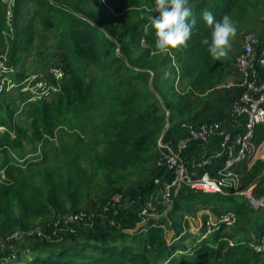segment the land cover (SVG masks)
Listing matches in <instances>:
<instances>
[{"label": "trees", "instance_id": "trees-1", "mask_svg": "<svg viewBox=\"0 0 264 264\" xmlns=\"http://www.w3.org/2000/svg\"><path fill=\"white\" fill-rule=\"evenodd\" d=\"M3 1L0 0L2 44L8 41L5 36L8 32L6 4ZM31 1L35 3V8L29 12L25 7ZM106 2L108 12L113 13L108 21L98 19L99 14L89 0H56L55 3L51 0L13 1L11 48L9 54L1 53L6 58V64L15 67L13 62L17 50L30 49L35 23L38 21L40 30L53 31L59 39L62 55L58 62L48 68H60L64 76L60 90L62 93L59 92L52 100L40 99L27 105L29 114L24 115L31 122L24 127L15 126L17 109L11 103L14 94L3 89L0 92V127H6L7 131L14 129L23 132L30 127L36 135L35 139L42 140L43 134H51L53 124L65 126L63 115L66 113L71 118L90 115V122L96 120L94 130L89 134L86 145L80 142L81 145L89 146L91 156L94 157L86 164L91 172L86 171V168L82 170L93 175L102 171L100 169L110 173L112 168L152 163L150 177L142 184L126 190L113 188L100 205L91 202L90 210L85 212L92 214L86 221L91 224L88 232H78V224H64L60 219H55L42 230L26 233L30 228L26 218L17 221L1 212L4 234L16 228L20 234H25L28 242L19 248L25 246L33 254L32 264H264V254L257 255L248 245L253 238L256 242L259 236L264 235V209H252L240 197L203 195L180 190L172 209L168 211V217L173 221L171 228L175 229L170 241H167L161 228L165 226V219H149L135 233L115 230L114 225L126 230L133 229L137 221L123 214L122 210L119 211L118 204L112 200L113 196H120L141 206L156 195L157 188L153 179L161 172L153 166L156 155L153 149L157 135L165 126V108L171 111V126L164 135L165 139L178 138L181 136L178 125L172 123L177 120H173L175 114L185 118L186 113L198 104L193 96H203L212 89L218 96L215 112L206 120L194 116L186 121L195 125L217 121L222 122V127L227 125L230 128L227 117L233 93L214 89L221 81L223 69L210 56L207 45L202 43L204 39H210L211 31L202 14L210 11L217 20L227 14L233 22L240 24L248 18L250 8L254 9V0H189L196 25L188 47L171 50L165 56L155 48V29L149 20V16H158V13L141 10L137 16H132L127 12L130 2L128 5L121 0ZM144 4L154 9V0H145ZM151 52L157 56L151 58ZM89 69L92 73H89ZM229 70L231 72V68ZM17 71L10 75L13 81H21L28 76L24 68L18 66ZM165 73L168 75L165 76ZM260 74L264 77V69H260ZM175 83L180 87H188L185 98L179 101L175 100L177 93L172 89ZM156 93L170 95L171 99L160 101ZM21 100H25V97ZM261 136H264V124L255 130L256 142ZM16 142L8 134L0 135V147H5L4 152L17 145ZM197 150V145H193L184 155H193ZM82 157L78 152L74 158L79 162ZM263 173L264 161H257L241 180V186L242 181H245V185L255 184L253 196L256 198L264 197ZM76 181L73 176L60 179L59 183L67 189V196L72 197L71 190L76 189ZM49 182L53 183V177L43 179L42 185L32 186L31 191L23 193V198L31 197L37 206L36 214L30 211L23 199L18 205L26 214L43 215L49 212V207L60 205L55 197V187L50 186ZM14 196L8 184L0 185L1 209L12 205ZM2 199L5 201L2 202ZM210 204L215 207H210ZM203 206L209 207L216 214L234 210L245 223L241 226L237 224L235 231L221 228L210 238L202 240L191 235L178 237L181 233L178 217ZM101 216L109 223L101 225ZM46 237L49 239L46 240ZM223 239H234L235 244L227 246V241ZM79 240H82L81 245L73 249L64 247L67 241ZM10 249L12 247L2 243L0 256L13 253Z\"/></svg>", "mask_w": 264, "mask_h": 264}, {"label": "rangeland", "instance_id": "rangeland-1", "mask_svg": "<svg viewBox=\"0 0 264 264\" xmlns=\"http://www.w3.org/2000/svg\"><path fill=\"white\" fill-rule=\"evenodd\" d=\"M106 1L107 0H89V2L92 3L91 6L94 8L95 12L100 15H98V19L108 21L112 18L113 13L108 12V4ZM121 1H125L127 5L130 2L127 12H130L132 16H137L141 12V10L151 13L154 12L153 7H148L149 5L144 4L145 0ZM51 2L55 3L56 0H51ZM254 2L255 7L254 9L252 8V10L250 8V12H248V18L245 21H241L240 24H238L237 21L234 22L237 28V35L231 41V48L229 51L230 58H222L220 60L216 59L217 63L223 69L221 81H223L230 75V63L238 54L237 52L241 48L240 43L244 34L248 32H254L259 38H262L264 34V0H254ZM142 4H144L145 6H142ZM26 5L27 7L25 8L29 12H31L35 8V4L32 1L31 3L27 2ZM58 42L59 39L56 33H54L53 31L43 32L39 28V22L36 21L35 33L30 49L24 50L21 48V50H17L15 54L16 60L13 62V64L16 65L15 67H10V69L17 73V69L19 66L20 69L24 68L26 70L28 76L33 74L34 72L44 73L45 71H48L47 68L54 62H58L60 60L59 57L62 55V49L60 48V43ZM10 45V39H8L7 42H3V44L0 43V53H5L6 55L9 54L11 48ZM169 53L171 52L161 54L165 56ZM155 54V52H151L150 57L152 58L153 56H157ZM172 64L174 65V59L172 61ZM88 71L89 73H92L91 69H89ZM16 82L20 81L16 80ZM172 89L175 93H177V96L175 97L176 101L185 98L188 91V87H180L178 83H175ZM211 90L203 96L194 95L193 98L198 100V104L186 113V116L188 117H178L175 114V118H173V120H177L172 123L179 125L186 120H190L194 116H199L201 120L209 119L212 113H214L217 109L218 104V102H216V98L218 100V96ZM156 94H158L157 96L160 101H169L171 99L170 95L163 96L162 93ZM21 98H23V96L16 93L11 96V103L17 109L15 111L17 112V116L14 117V124L15 126L18 125V127L27 126V124L31 122L29 121L30 119L27 118V115H24L29 114L27 113V105L31 102L26 103L21 100ZM52 98H54V96L49 98L48 100H52ZM166 111H168L169 116L168 118H166V116L164 115L165 119L166 121L171 123V121H169L171 120V111L169 109H166ZM63 116L66 122L65 126H56L55 124H53L51 126V134H43L42 140L35 139L36 135L33 133V129H31L30 127L26 129V132H23V130H9L8 128L7 129L9 131H7L6 127L4 131H0L1 136L3 134H8L11 139H15V141H17L16 144L18 143L17 145L8 148L6 152L3 151L5 147H0V185L8 184L10 190L15 193L12 205L9 204L6 209H1L0 205V213L4 212L17 221L26 218L30 225V228L27 229L26 233H33L34 231L42 230V228H44L50 222H53L55 219L61 220V218L69 213L88 212L90 210L91 202H96L97 205H100L101 202L108 197L113 188H122L123 190H126L128 188L136 187L137 185L142 184L144 181L148 180V177H150L152 163L146 165H129L123 168H112L110 173L105 169H100L102 171H99L98 173H95L93 175H89L84 172L82 168H86V171L91 172V168L86 167V164L90 162V160L94 156H91L89 146L81 145L80 140L83 141L85 145L88 143L89 134H91V132L94 130L93 127L96 124V120L90 122V115H88V117L84 116L80 118H71L70 115L66 113ZM223 127L225 129L228 128L227 125H223ZM161 134L162 132L157 135L155 139V147L153 149V152L155 153L157 151V140L159 139ZM263 139L264 136H261L259 141H257V144L260 145L261 142H263ZM78 152H80L83 157L81 160H79V162H76V159L74 157ZM262 160L264 161V159ZM256 162L257 161H255L253 165ZM5 163L6 168H4ZM252 166L250 168H247V166L245 165L241 169L240 174L242 176V180L243 178H245L246 174L249 172ZM85 174L87 176H85ZM66 176H73L77 180L76 189L71 190L73 192L72 197L67 196V189H65L59 183L60 179H64ZM117 176H119L120 178L118 179ZM50 177H53V183L49 182V185L55 187V197L60 205L58 207H49V212L44 213L43 215L37 216L30 213L26 214L24 210L21 209L18 205L19 202L23 201V199L30 211L36 214L37 206H35L31 197L28 196L23 198V193L31 191L32 186L38 187L42 185V180H49ZM262 177H264V173L262 174ZM244 182L242 181V193L244 190L246 191L251 185H255L254 183L245 185ZM57 184L58 188H56ZM243 196H240V198L244 199ZM115 200L118 203L117 209L119 211L122 210L123 214L130 215V219L134 217L137 221L133 229L126 230L119 227V225H114L115 230L128 234L135 233L136 231H139L141 228H143L144 224H146L149 219H165V237L167 238V241L171 240L173 231L175 230L174 228H171L173 221L170 217H168L169 212L165 211L164 207L159 202V196L157 193L154 197L147 200L145 204L141 206H137L134 202L131 201L128 202L125 198H116ZM3 201H5V199H2V202ZM210 207L214 208L215 206H213V204H210ZM179 218L180 216L178 217V219ZM2 219L0 218V245L2 243H6L7 245H9V247H12V249L10 250L14 252L7 254L5 257L0 256V264H32L33 254L29 252V250L26 249L25 246H23V248H19L20 245L28 242L27 240H25V238L27 237H25V234H21V236L18 235L17 237L16 234H20V231L17 228L9 231V233L4 234L1 228ZM100 223L104 226V224L109 223V221H104L103 217L101 216ZM244 223L245 222L242 219L238 218V226H241ZM90 226L91 224L80 223L78 224V232H88ZM169 236L170 238H168ZM251 238L253 237L251 236ZM45 239L48 240L49 238L46 237ZM223 240H225V242L227 241V246L235 244L234 239ZM81 242L82 240L76 242L67 241L66 243H64V247L73 249L77 245H81ZM205 260L208 261L209 259Z\"/></svg>", "mask_w": 264, "mask_h": 264}, {"label": "built area", "instance_id": "built-area-1", "mask_svg": "<svg viewBox=\"0 0 264 264\" xmlns=\"http://www.w3.org/2000/svg\"><path fill=\"white\" fill-rule=\"evenodd\" d=\"M13 1H3L6 4L8 32L5 36L8 39L12 38L13 33ZM6 63L5 56L0 53V92L5 89L7 92L22 95L26 103L49 99L60 92L64 76L60 68L50 67L44 73L34 72L16 82L11 79L13 71ZM231 63L230 75L215 87L217 91L233 93L227 117L230 128H223L222 122L217 121L200 125L184 121L178 125L180 137L165 139L164 135L171 126L166 121L157 140L153 166L161 174L153 179V183L165 211L172 209L180 190L203 195H244L250 208L264 209V197L256 198L252 195L255 185L242 193L240 174L245 165L250 168L255 161L264 159V139L258 145L255 137L256 128L264 124V77L260 74V69H264V36L259 38L254 32L244 34L240 52ZM164 115L166 118L169 116L166 109ZM3 130L5 128L0 127V131ZM193 145H197L198 150L193 155L185 156L184 153ZM115 197L112 200L118 204ZM91 217L92 214L76 212L65 215L61 221L64 224H88L86 221ZM237 221L234 210L216 214L209 207H198L181 215V233L178 237L191 235L199 240L210 238L221 228L235 229ZM161 228L165 234L166 227ZM18 235L21 236L16 234L17 237ZM248 245L257 255H263L264 235Z\"/></svg>", "mask_w": 264, "mask_h": 264}, {"label": "clouds", "instance_id": "clouds-1", "mask_svg": "<svg viewBox=\"0 0 264 264\" xmlns=\"http://www.w3.org/2000/svg\"><path fill=\"white\" fill-rule=\"evenodd\" d=\"M154 5L153 11L159 15H151L149 20L155 29V48L162 54L187 48L196 25L189 0H154ZM202 16L211 30L210 39L202 41L208 53L217 60L229 59L231 41L237 35L231 17L225 14L217 20L210 11H204Z\"/></svg>", "mask_w": 264, "mask_h": 264}, {"label": "crops", "instance_id": "crops-1", "mask_svg": "<svg viewBox=\"0 0 264 264\" xmlns=\"http://www.w3.org/2000/svg\"><path fill=\"white\" fill-rule=\"evenodd\" d=\"M31 3V2H30ZM35 4V3H34ZM28 5H30V4H28ZM26 7H27V5H26ZM240 47H241V43H240ZM241 49V48H240ZM240 49H239V51L237 52V53H239L240 52Z\"/></svg>", "mask_w": 264, "mask_h": 264}]
</instances>
